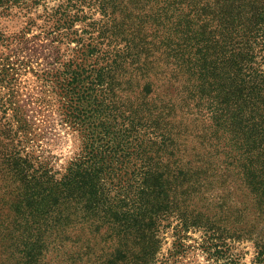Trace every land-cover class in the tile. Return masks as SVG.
I'll return each mask as SVG.
<instances>
[{"label":"trees","instance_id":"1","mask_svg":"<svg viewBox=\"0 0 264 264\" xmlns=\"http://www.w3.org/2000/svg\"><path fill=\"white\" fill-rule=\"evenodd\" d=\"M85 1L104 18L88 43L75 29ZM45 3L0 0V13L22 6L32 26L42 6L39 28L68 49L76 43L38 76L78 133L80 151L63 172L34 167L15 149L31 130L9 99L15 91L0 100V264L73 259L64 248L73 207L94 232L132 236L142 263L170 228L177 249L189 229L202 230L200 248L215 264H232L226 237L247 238L264 264V0ZM15 40L0 33L1 88L14 80L7 58ZM213 187L241 193L239 231L198 207ZM247 203L255 216L249 227Z\"/></svg>","mask_w":264,"mask_h":264},{"label":"rangeland","instance_id":"2","mask_svg":"<svg viewBox=\"0 0 264 264\" xmlns=\"http://www.w3.org/2000/svg\"><path fill=\"white\" fill-rule=\"evenodd\" d=\"M58 2L59 0H46L45 7L52 8ZM88 3L85 1L81 5L83 17L75 23V29L79 31V34L84 35L86 43L90 36L92 39L96 38L99 32L97 27L104 19L101 12ZM42 11V6L32 11L31 14L37 21V24L32 26L28 25V14L22 6H11L2 11V14L0 13V33L4 36L13 35L16 38L10 44L12 50L7 58L15 69L10 72L8 79L10 80L14 73V80L11 83L7 81L2 88L0 83V100L7 99L8 91L11 92L10 89L15 91V96L9 99L21 107V110L25 112V118L31 124L29 135L21 136L24 145H21L20 139H15L20 142L15 149L19 150L22 157L28 153L32 157L30 161L34 167L41 163L53 173L63 172L68 163L79 154L81 141L78 133L62 122L57 98L49 93V86L45 87L38 75L52 68L51 64L58 53L67 57L71 49L76 47V43L71 42L68 49L66 44L59 45L53 35L46 34V28L42 31L39 28L41 20L36 19V14H42ZM93 22L95 23L94 30L88 26V23ZM22 30L26 32L25 36L17 39ZM6 54L5 50H0V63L3 62L2 59ZM43 98L50 103L39 102ZM154 98L158 101L160 97L156 95ZM180 100L177 99L176 104ZM17 126V122L13 121L9 129L13 132ZM187 149H192V146L187 145ZM218 162L216 160V163ZM221 183L222 181L216 182L217 185ZM209 191L214 192L206 195L205 199H198L196 201L198 207L205 214L216 215L217 220L221 219L222 226L230 227L232 232L239 231V226L234 223L240 219V216L244 222V211L239 214V207L242 205L239 201L241 193L232 195L233 190L221 192L215 190L214 187ZM246 206L247 227H249L254 223L255 216L252 214V206H249V203ZM72 211L71 225L66 228L67 241L64 248L69 254L70 252L75 253V257L61 264H146L142 263L140 247L132 236L119 234L118 231L110 234L103 230L98 233L94 232V229L89 228V223L82 222L78 207H73ZM185 235L184 247L177 249L174 245L175 237L170 228L163 230L159 235V240H161L159 249L148 260V264H215L200 248L202 230L189 229ZM225 242L228 246L226 249L228 262L258 264L254 258L255 248L252 240L234 237L230 240L226 237Z\"/></svg>","mask_w":264,"mask_h":264}]
</instances>
